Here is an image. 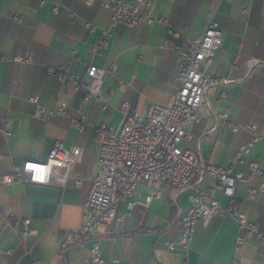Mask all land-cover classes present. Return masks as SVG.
Returning <instances> with one entry per match:
<instances>
[{"label":"crops","instance_id":"crops-1","mask_svg":"<svg viewBox=\"0 0 264 264\" xmlns=\"http://www.w3.org/2000/svg\"><path fill=\"white\" fill-rule=\"evenodd\" d=\"M142 10L163 20L113 24L111 9L101 0H0V129L8 131H0V173L26 159L43 160L55 141L81 147L64 185H56L54 176L45 185H0V262L29 264L37 258L41 264H87L96 241L104 264H182L179 250H169L167 242L177 240V214L187 209L193 192L212 185L210 176L182 190L176 204L174 189L162 183L160 198L151 199L146 207L136 201L144 200L148 185L137 183L131 195L117 202V212L124 217L120 231H98L58 256L63 234L81 225L82 203L97 171L99 143L94 127L99 123L116 127L123 101L142 114L151 103H167L177 87L181 49L167 32L169 25L191 38L213 17L223 38L206 69L227 81L207 90L199 118L185 127L191 137L182 139L184 147L206 161L243 171L249 185L259 184V178L249 174L248 163L256 161L264 169V0H153ZM103 30L110 33L107 45L93 49ZM15 55L30 60L16 61ZM89 64L107 69L98 100L85 97L82 89L51 73L62 69L88 81ZM30 95H37L39 104L47 108L64 103L65 111L41 114ZM223 111L228 113L227 123H217L215 115ZM80 115L91 121L85 132L73 125ZM230 123L238 129L232 130ZM247 123L254 129H248ZM253 133H259V140L236 158ZM246 188L247 183L241 182L231 199L219 192L216 197L239 207L258 229H264V194L249 198ZM6 218L11 226L4 225ZM25 218L30 220L27 225ZM28 227L34 232H25ZM239 232L230 215L198 220L187 264H233L234 258L239 264H262L264 236L246 235L235 248ZM24 245L30 253L24 252Z\"/></svg>","mask_w":264,"mask_h":264},{"label":"built area","instance_id":"built-area-1","mask_svg":"<svg viewBox=\"0 0 264 264\" xmlns=\"http://www.w3.org/2000/svg\"><path fill=\"white\" fill-rule=\"evenodd\" d=\"M152 1L101 0V4L111 9L113 24L134 26L163 20L162 17H151L142 10V6L148 7ZM85 26L94 28L90 23H85ZM167 32L180 42L182 63L175 77L177 87L168 97L167 103H151L142 114L131 110L129 103L123 101L120 106L121 118L116 127L104 123L94 127L99 143L97 171L82 203L81 225L77 230L66 231L63 234L59 241V257L98 231L103 233L120 231L124 217L117 212V202L131 195L137 183L148 185L144 200L136 201L141 206L146 207L151 199L160 198L162 183L174 189L173 202L176 204L175 198L182 190L200 182L205 176L213 179L212 185L205 191H195L190 195L187 209L177 214L178 238L176 241L167 242L169 250H179L182 264H187L190 241L195 225L200 219L205 221L212 215L232 216L242 230L235 236V248H238L246 235L256 233L264 236V229H258L257 224L250 221L244 211L216 197V193L219 192L225 199H231L235 195L237 184L241 182L247 183L246 191L249 198L264 194V169L258 162L252 160L248 163L249 174L259 178V184L252 186L248 184L249 176L243 171L206 161L198 152L179 146L182 139L191 137L185 127L190 121L199 118L198 108L206 102L209 87L227 81L206 69L223 42L218 22L210 17L203 31L191 38L184 37L180 28L170 25L167 26ZM109 35L107 30H103L93 49L105 47ZM13 59L26 62L30 60L25 55H15ZM108 69L113 70L114 65H110ZM106 70L94 64L87 65L88 81H82L75 73H65L62 69L51 70V73L58 79L65 78L76 88L82 89L85 97L91 95L98 100L101 99ZM28 99L37 104L38 112L41 114L52 116L65 111L64 103L47 108L39 104L37 95H30ZM215 118L217 123H227L228 113L220 112ZM73 125L80 132H85L91 126V121L85 115H80L73 121ZM229 125L234 131L238 129L234 123ZM245 126L250 130L254 129L252 124L247 123ZM0 131L8 133L4 129ZM259 138V133H253L251 140L239 147L236 158L239 159ZM80 151L79 145L65 147L63 142L55 141L43 160L26 159L21 164L14 165L10 171L0 173V185L14 182L45 185L51 176H54L56 185H64ZM22 221L27 225L30 220L25 218ZM4 225L11 226V219L6 218ZM112 225L116 228H112ZM25 232L33 233L34 229L28 227ZM6 252L10 253V250ZM24 252L30 253L29 246L24 245ZM29 264L41 263L37 258H32ZM87 264H104L96 241L90 248ZM233 264H239V259L234 258Z\"/></svg>","mask_w":264,"mask_h":264},{"label":"rangeland","instance_id":"rangeland-1","mask_svg":"<svg viewBox=\"0 0 264 264\" xmlns=\"http://www.w3.org/2000/svg\"><path fill=\"white\" fill-rule=\"evenodd\" d=\"M179 146H180V147H184V146H185V145H184V140H182V141L179 142ZM184 148H185V147H184Z\"/></svg>","mask_w":264,"mask_h":264}]
</instances>
